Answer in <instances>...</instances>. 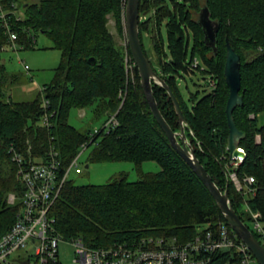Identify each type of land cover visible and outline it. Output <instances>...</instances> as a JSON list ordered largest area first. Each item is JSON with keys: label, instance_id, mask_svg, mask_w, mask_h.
I'll return each instance as SVG.
<instances>
[{"label": "trees", "instance_id": "16d2710c", "mask_svg": "<svg viewBox=\"0 0 264 264\" xmlns=\"http://www.w3.org/2000/svg\"><path fill=\"white\" fill-rule=\"evenodd\" d=\"M15 2L0 0L9 28L6 31L0 18V237L14 224L22 206L23 187L10 148L26 158L30 148L36 159L54 149L66 167L84 143L94 145L90 163L130 162L139 180L120 178L103 185L75 186L70 179L64 183L49 211L53 233L62 240L106 248L146 237L185 243L194 239L198 228H214L218 223L231 230L208 190L170 147L152 117L128 45L130 69L124 49L109 33V17L117 31L122 29V0H38L24 4L22 19L15 15ZM203 7L217 24L215 50L205 44L197 23ZM138 29L145 56L179 105L196 158L220 190L227 184L230 204L248 228L244 199L226 181L221 160L228 156L226 41L240 57L243 104L234 108L232 117L243 134L238 147L245 157L235 173L239 178H254L256 194L246 201L264 221V124L257 123V116L264 114V0H140ZM9 33L22 50L33 49L35 35L42 34L51 42L50 48L60 52L52 81L30 102H14L5 90L16 77L6 72L1 61V53L10 44ZM143 34L151 41L149 53L142 44ZM90 58L94 64H88ZM195 72L207 76L214 87L200 98L198 92L191 94L187 103L179 79ZM152 92L163 119L178 132L179 120L165 89L152 84ZM43 101L48 102L47 108L42 107ZM88 108L94 117H104L102 127L113 114L118 125L108 132L101 127L90 137V131L68 124L71 109ZM144 162L156 163L159 172L144 174L140 170ZM10 194L15 196L13 204L7 202ZM210 264H240V258L236 253H218Z\"/></svg>", "mask_w": 264, "mask_h": 264}, {"label": "built area", "instance_id": "2783aa9c", "mask_svg": "<svg viewBox=\"0 0 264 264\" xmlns=\"http://www.w3.org/2000/svg\"><path fill=\"white\" fill-rule=\"evenodd\" d=\"M126 0H122V15L124 14ZM6 13L0 4V18L3 26L9 31ZM16 36L9 33L10 46L16 50L14 43ZM124 53V61L127 69L129 59ZM196 62H194V65ZM24 70H28L23 65ZM211 88L213 81L209 82ZM43 108L48 107V102L43 101ZM253 118V116H251ZM45 126L47 116L43 117ZM118 125L115 114L111 115L102 129L108 132ZM99 130L91 133L90 137L98 134ZM259 141V137H256ZM92 143L91 141L89 142ZM88 146L84 143L80 151L70 163L63 167L54 149H50L45 158H34L27 151V158L11 147L9 153L12 161L17 165L16 177L23 187L20 198L21 209L11 228L0 237V264H15L20 251L28 264H62L59 259V244L67 242L74 246V257L71 264H210L212 258L218 253H236L240 258V264L255 263V259L245 244L237 235L225 225L218 223L214 228H198L197 234L191 241L180 243L176 238L146 237L134 242L115 243L106 248H89L80 240L64 241L53 233V218L49 211L59 195V192L73 174H81L78 160L81 153ZM239 152L243 149L237 147ZM228 154V153H227ZM242 157H222L225 178L231 183L235 192L240 194L243 201V211L249 215V222L264 247V221L258 212H252L247 204V199L256 194L254 178L244 176L239 178L235 170L242 163ZM264 168V160H263ZM15 196L8 195L7 202L13 204Z\"/></svg>", "mask_w": 264, "mask_h": 264}, {"label": "rangeland", "instance_id": "374dc122", "mask_svg": "<svg viewBox=\"0 0 264 264\" xmlns=\"http://www.w3.org/2000/svg\"><path fill=\"white\" fill-rule=\"evenodd\" d=\"M166 1L170 3V0ZM26 3L35 4L38 3V0H16L15 15L21 19L23 18V6ZM144 17L147 18L148 15ZM121 21L122 29L120 32L115 28V21L111 17H109L107 27L115 44L122 47L124 53H127L124 18L122 13ZM161 32L163 36H165L164 25H162ZM142 44L145 51L149 53L151 50V41L147 34L142 35ZM50 46L51 42L48 38L42 34H36L33 49L22 50L17 44V51H15L9 44L1 53V61L6 68V72L16 76L13 83H9L5 86L7 94H11V98L14 102L33 101L40 93V89L52 81L54 69L57 68L60 63V52L51 49ZM23 65H26L28 70H24ZM129 77H131V74ZM209 82V78L201 75L199 72L186 75L183 79H179V90L183 100L187 102L190 95L196 94V92H198V98L209 93L211 91ZM103 122L104 117H94L92 108L82 110L71 109L68 115V124L83 132L90 131L93 133L95 130H99L102 127ZM257 123L258 126L264 124V114H259L257 116ZM41 124L42 121L38 122V125ZM93 149L94 145H90L80 155L78 165L81 169V174L75 175L72 173L70 176L75 186L103 185L120 178H125L128 182L139 180V175L137 174L135 166L130 162L90 163L89 156ZM86 165L88 166L87 168H85ZM140 170L144 174L157 173L160 168L154 162H144L141 164ZM247 226L252 231L250 222L247 223ZM58 249L61 263L71 264L74 257V246L67 242H61ZM17 255L19 258L15 261V264H28L23 251H20ZM33 261L34 259L32 257L30 263L33 264Z\"/></svg>", "mask_w": 264, "mask_h": 264}, {"label": "water", "instance_id": "95a60500", "mask_svg": "<svg viewBox=\"0 0 264 264\" xmlns=\"http://www.w3.org/2000/svg\"><path fill=\"white\" fill-rule=\"evenodd\" d=\"M139 2L140 0H126L123 14L124 30L130 55L137 69L140 86L150 113L160 129L163 131L170 147L208 190L231 230L245 244L253 255L256 263L264 264V247L243 224L232 208L228 198L227 184L224 190H220L212 182L203 165H201L199 160L196 158L191 143L185 134V128L187 125L184 117L182 116L179 105L172 92L165 85L164 81L159 77V75H157L156 72H154L149 60L142 50L138 29ZM197 23L203 31L205 44L215 50L217 24L209 18V12L206 7H203L199 12ZM87 62L88 64H94V59L90 58ZM223 78L228 88V98L225 105V117L228 128L226 150L229 157L244 158L245 154L237 150L238 142L242 138L243 134L235 126L232 117L234 108L242 106L243 104V97L240 94V57L234 52L227 41L225 44ZM152 84L163 87L171 99L175 114L177 115L180 124V130L178 132H173L163 119L153 96ZM87 167L88 166L86 165L85 168Z\"/></svg>", "mask_w": 264, "mask_h": 264}]
</instances>
